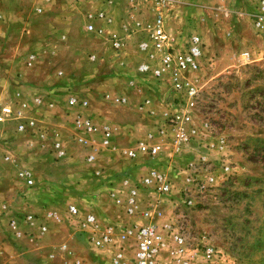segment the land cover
I'll list each match as a JSON object with an SVG mask.
<instances>
[{"label": "rangeland", "instance_id": "rangeland-1", "mask_svg": "<svg viewBox=\"0 0 264 264\" xmlns=\"http://www.w3.org/2000/svg\"><path fill=\"white\" fill-rule=\"evenodd\" d=\"M81 1L77 7L57 0L52 12L35 23L39 40L46 37L49 25L68 33L65 46L56 56H45L40 65L30 70L26 65L28 44H18L22 51L15 58L10 53L18 45L7 46L10 53L5 54V61L0 60V102L9 100L16 92L17 76H24L28 83L36 85L46 82L61 87L66 81L75 96L89 101V109L98 114L95 121L111 124L113 134L117 133V144L135 142L152 127L155 143L161 146L160 153L153 158L136 159L131 171H125L133 177L127 195L131 189L137 190L139 208L130 221L155 226L169 241L175 235L181 236L186 250L180 264H264V49L250 21L241 18L242 13L250 11L251 1L231 0L223 4L219 0H166L165 23L173 28V36L197 33L204 44L203 66L194 76L199 90L196 109L191 122L181 125L188 142H178L172 134L170 114L184 112V107L173 104L177 94H171L162 82L146 78L152 88L148 89L149 93L155 90L160 94L158 101L146 100L144 84L137 83L131 89L122 75V67L116 65L121 60L123 68L137 69L141 63L134 50L119 57L102 56L104 61L98 64L90 60L91 43L85 35V16L96 10L92 3L99 0ZM123 1L141 16L143 27L151 25L158 0ZM77 50L81 53L77 54ZM245 52L250 53L249 60L242 56ZM121 96L128 98L127 105L112 103ZM148 101L151 103L147 104ZM157 103L163 104L167 113H160L159 120L151 124L141 108L154 107ZM134 124L140 127H128ZM124 126L131 130L129 137L123 131ZM160 128L168 131V137L158 136ZM67 139L73 150L64 162L55 164L43 152H34L33 161L20 156L33 164L34 190L47 186V175L58 177L61 183H55V190H65V197L57 200L58 203L63 206L75 202L83 217L86 211L97 208L101 215L98 219L107 224L106 216L113 218V207L121 206L107 196L106 190L98 192L99 197L95 198L93 192L98 190L94 186L99 184L92 180L84 150L74 146L73 134H68ZM16 140L15 144L24 143ZM110 151H100L102 167L116 175L130 167L129 160ZM152 171L163 174L170 185L168 193L144 185L143 179ZM17 181L15 174H8L0 185V198L15 207L22 204L21 194L33 190ZM118 187L124 189L125 184L118 182ZM72 189L89 197L76 196ZM123 207L127 209L126 204ZM125 210L119 209L123 213ZM147 212L149 217L145 218ZM121 233L122 230L116 231L115 235ZM36 235L25 232L26 238L16 241L3 227L0 229V243L6 244L3 257L17 264H71L76 260L82 264H111V253L93 248L89 235L73 221L52 227L44 239ZM64 245L70 257L60 259ZM173 247L170 243L161 253L162 264H176L170 255ZM208 248L215 250L211 259L205 256ZM49 255L56 256V260L48 262Z\"/></svg>", "mask_w": 264, "mask_h": 264}, {"label": "crops", "instance_id": "crops-1", "mask_svg": "<svg viewBox=\"0 0 264 264\" xmlns=\"http://www.w3.org/2000/svg\"><path fill=\"white\" fill-rule=\"evenodd\" d=\"M65 1L77 7L80 3H82L81 0L80 2H78V0ZM113 1L114 3L112 4H110L109 2L104 3L101 0H99L98 2H93L92 7H95L96 10H94V12H92L90 15L85 16L86 28L88 25H91L95 28V30L101 31V33H93L85 29V35L89 36L88 39H90L91 43L92 54L90 56V60L93 63L98 64L100 60L104 61V58L102 56L107 57L111 55L112 57L114 55L119 57L123 52L124 54H127L129 50H134L138 55L139 62L142 63L143 61H145V55L140 52L138 46L143 40L147 38V32L143 31L142 27H138V24H141L143 26L144 20L141 19V16L138 17V14L136 15L134 11L128 8V5L123 0ZM56 4L57 0H0V60H6L7 56L5 54L10 53L8 52L9 50L7 49V46L13 43H15L16 45L21 44V46L28 44V49L26 50V61L31 56L36 57V60L38 61L37 64L33 65L32 67H27V69L30 70L35 68V66L40 65L41 60L45 56L54 57L59 52H61V47L65 46L64 44H66L69 38L68 33H65L64 31H62V29H56V27L53 25H49L47 28L48 33L46 34V37L39 40L38 38H36L35 32V23L37 22L39 17L52 12V10L56 7ZM133 4L134 3H132V5ZM125 7H127V11L125 10ZM12 8L14 9V11L11 10ZM166 28L172 35H174L173 28H170L169 23L166 24ZM113 42H121V49L119 52L115 48H113ZM19 45L18 47L12 49L10 53V55L14 56V58L21 53L20 51H22V48ZM76 53L80 54L81 50L79 52L77 50ZM8 61H10L11 63L13 59H9ZM13 63L14 62H12V64ZM115 63L116 65L122 67L120 69L122 70V75L126 76L129 87L131 89L137 87V83L144 84V88H146V90H144L145 94H143L146 100L158 101V99H160V94H158L155 90L149 93L148 89L152 88L146 82L147 79L138 72V68H134V70L123 68L124 63L121 60ZM28 81L29 79L24 76H17V79L15 80L16 92L9 100L0 102V108L5 105L15 106L17 103L21 104L22 102H28L32 107V110L27 113V116H31L32 118L37 120V124L42 128L43 135L46 140H40L41 132L36 136L19 133L17 131L18 126L23 120L17 119L7 121L5 123H0V185L3 181H5L8 174H15L17 178L18 172L25 167H28L33 171V169L31 168L33 164L29 161L25 162V160L21 159L20 156H25L27 157V159H31L33 161L36 160L33 158L34 152H43L46 153L49 159H51V161L55 164H57V162L61 163L69 159L70 152L73 150V147H71L67 137L68 134H73L74 146L77 145L81 147L84 150L85 157H87L88 155L96 156V161L94 163L87 164L90 165L91 168L92 180L96 184H99L94 186V188L98 190H96L97 192H93V195L96 196L95 198L98 199V192H101L103 190L107 191V196L109 198L113 197L112 194L114 193V191H122V197H127L129 189L128 186L132 184L131 179H133V177L131 173L126 174L125 171L128 170V172H130L132 165H134L136 161L129 160V162H131L130 167L124 168V172H119L120 174L118 173L117 176L116 174L111 173L108 169L106 170L105 167L101 166L100 150L96 145H89L88 147H84V145L79 143L78 141L79 137L83 134H80L75 129V120L79 117H95V119L98 117V114L89 109V101L78 96L79 99L81 98L80 100H85L88 102L87 109H69L67 108V105L68 98L71 94L69 89L71 88L68 86V82L65 81L64 85H60L61 87H59V84L49 85L45 82L42 85H36V83L34 82L28 83ZM37 97L41 99L40 105H37L35 103V99ZM121 97L128 99L125 96ZM127 103L125 105H127ZM150 106L151 105H144V107L141 108V112L143 113V116L150 119L151 124L154 121L159 120L160 113H167L165 112V107H163V104L161 103H157L154 107ZM96 122H98V120H96ZM138 125L134 124L128 127L132 129L139 128L140 126ZM123 128L125 135L129 137L131 130L127 129V127L125 126ZM149 133H153V136L155 137L154 130L152 129V127H150V129L147 128L144 136L139 138L137 141L131 143L123 142L122 145H119V143L117 144L115 142V138L117 137L115 136L117 134L115 132L112 142L114 148L110 152H112V154L116 152L118 155L121 154V156L126 158L123 152L136 149L139 143L147 142ZM16 139L24 140V143H21V145L15 144V141H17ZM55 142H59L61 145H63V148L66 152L65 157L60 160H56L52 152V145ZM16 147L18 148L16 149ZM21 149L24 151H20ZM142 158L145 157H139V159ZM25 163H27V165ZM33 179L34 186L31 187L33 188V190H31V193L29 194H21L22 204L20 203L19 206H11L4 199L0 198V229H3V227H5V230L9 232L12 238H14V240L16 241H21L26 238L25 232H29L30 234H32L38 227L41 226L47 227V233L44 236H41V238L44 239L52 227H56L57 225L60 226L66 223L67 220H69L67 213L69 206H76L79 209V206L75 202H69L68 204L64 203L63 206L61 203L57 202V200L65 197V190H55V183L59 181L61 183V179L57 180L58 177L47 175L45 178L47 186L43 187V190H40V187L34 190L36 186V176L34 171ZM17 180L25 186L24 182H22L18 178ZM118 182L126 184L124 189H122L121 187L117 188ZM114 184L116 185L114 186ZM57 185L59 188L61 187L60 189H63L60 184ZM25 187L28 188L27 186ZM71 191H73V189ZM73 192L76 194V196L80 195L84 198L89 197V195H83L84 193H78L75 191ZM4 206L5 209H3ZM123 206H125V203L121 205L122 208L113 207L114 210L112 211V216L114 217L111 218L109 216H106V220L108 222L107 224L100 222L101 226L103 228L111 226L113 227V229L115 228V231H120L122 230L121 228L123 224L127 226H131L134 223L140 224L135 220L130 221V219L132 218L126 215V210ZM63 207L65 208L63 209ZM119 209H123L125 210V212L123 213L119 211ZM99 212V209L91 208L90 211H86L85 216L93 214L97 218H99V216L101 217ZM52 213H57L59 218L54 219L48 217V215ZM28 215L34 216L35 220L33 221L32 225H28L26 222V216ZM121 216H123V218ZM118 220H121V222H118ZM78 229L81 230V228L79 227ZM20 233L21 235L18 236ZM29 240L33 241L32 239ZM5 247L6 244L0 243V264L2 262H4L5 264H17V262H13L12 260L3 257V250L5 249ZM105 251L108 252L110 250ZM114 251L115 250H111V253H113ZM59 257L60 259H67L68 257H70L66 245L62 247V251L61 254H59ZM55 260L56 256L54 255H49L47 259L48 262H52Z\"/></svg>", "mask_w": 264, "mask_h": 264}, {"label": "built area", "instance_id": "built-area-1", "mask_svg": "<svg viewBox=\"0 0 264 264\" xmlns=\"http://www.w3.org/2000/svg\"><path fill=\"white\" fill-rule=\"evenodd\" d=\"M231 0H219L220 3H228ZM251 9L249 12L242 13L241 18H247L252 24L255 35L261 42L264 49V0H250ZM112 4L113 0H109ZM166 0H158L155 8L152 23L150 26H142L143 31L147 32V38L139 44V50L145 55L139 67L138 72L147 79L156 80L158 83L162 82L170 89L171 94H177L174 97L173 103L180 107H184V112H172L170 114V124L173 128L172 134L176 135L175 140L178 142H188L185 129L181 125L191 122L197 101L199 98V90L196 85L195 77L201 71L205 59L204 44L202 38L197 33H191L189 36H173L166 28L165 23V9ZM87 30L93 33H101L99 30L91 25L87 26ZM113 48L118 52L121 49V42H113ZM264 52V51H263ZM242 56L249 60L250 53L245 52ZM38 61L36 57L31 56L26 61L28 68L35 65ZM63 76V73H59ZM70 91V90H69ZM71 92V91H70ZM112 102V101H111ZM128 101L126 98H116L112 103L115 105H123ZM37 105L41 104V99H35ZM151 102L148 101L147 104ZM88 102L80 100L72 92L68 98L67 108H85L87 109ZM32 110L28 102L17 103L14 105H5L0 108V123H5L11 120H23L18 126V132L21 134H30L36 136L40 134V140L44 141L46 138L43 135L42 128L38 126L37 120L27 113ZM75 129L83 134L79 137V143L84 147L96 145L100 151L113 150V128L108 123H98L94 118H77L74 122ZM177 126H180L176 131ZM158 136L162 138L168 137V131L164 128L157 129ZM52 152L56 160L65 157L66 152L59 142L52 145ZM161 146L155 143L153 133L148 134V141L139 143L136 149L124 151L123 154L130 161H135L139 157L148 156L153 158L160 153ZM87 163H94L96 161L95 155H88L86 157ZM17 178L24 182L25 186L31 188L34 186L33 171L25 167L18 172ZM146 186H154L161 193H168L170 185L163 176L157 171H152L143 179ZM126 185V184H125ZM122 191H114L113 198L117 206L123 203L127 205L126 214L131 218L139 213L137 205V190L132 189L129 196L123 198ZM5 209V206L3 207ZM68 219L73 221V224L81 228L83 233L89 235L91 245L96 250H115L111 253V264H162L161 253L169 248V244L173 243L174 247L170 251V255L176 264H180L182 257L185 254L184 239L175 235L171 237L170 241L166 239L162 232H160L153 225H141L134 223L131 226L123 225L122 233L115 235V228L107 226L103 228L100 220L93 214L85 217L81 216L79 209L76 206H69ZM145 218L149 217V213L144 214ZM143 216V217H144ZM48 217L58 219L57 213L49 214ZM34 216H26L28 225H32ZM36 227V226H35ZM38 238L47 233V227H38L34 231ZM33 232V233H34ZM18 235V234H17ZM21 233L18 235L20 236ZM205 256L211 259L215 256V250L208 248L205 251ZM71 264H82L76 260Z\"/></svg>", "mask_w": 264, "mask_h": 264}]
</instances>
